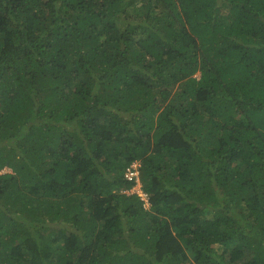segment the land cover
Listing matches in <instances>:
<instances>
[{
  "label": "trees",
  "instance_id": "1",
  "mask_svg": "<svg viewBox=\"0 0 264 264\" xmlns=\"http://www.w3.org/2000/svg\"><path fill=\"white\" fill-rule=\"evenodd\" d=\"M238 262L264 264V0H0V264Z\"/></svg>",
  "mask_w": 264,
  "mask_h": 264
},
{
  "label": "clouds",
  "instance_id": "2",
  "mask_svg": "<svg viewBox=\"0 0 264 264\" xmlns=\"http://www.w3.org/2000/svg\"><path fill=\"white\" fill-rule=\"evenodd\" d=\"M138 164H139V159H136V160H134V161H133L128 167L134 165L135 168H136V170H137V166H138ZM128 167H127V168H128ZM127 168H126L125 173L127 172ZM137 171H138V170H137ZM125 177H126V176H125ZM126 178H127V177H126ZM128 180H129V179H128ZM133 186H134L135 189H132ZM127 194H135V195H137V197L139 198V200H140L141 203H142V206H143L144 208H146V209L149 208L150 203L148 202V199H147V198H149V196H148V194L143 190V188H142V184H141V182H140L139 177H138V182H137V183L133 180V185H131L130 189L127 191ZM142 197H144V198H142Z\"/></svg>",
  "mask_w": 264,
  "mask_h": 264
},
{
  "label": "built area",
  "instance_id": "3",
  "mask_svg": "<svg viewBox=\"0 0 264 264\" xmlns=\"http://www.w3.org/2000/svg\"><path fill=\"white\" fill-rule=\"evenodd\" d=\"M125 176L129 180H134L136 183L138 182V171L136 170L135 166L134 167H132V166L128 167L127 172L125 173ZM142 198H144V197H142Z\"/></svg>",
  "mask_w": 264,
  "mask_h": 264
},
{
  "label": "rangeland",
  "instance_id": "4",
  "mask_svg": "<svg viewBox=\"0 0 264 264\" xmlns=\"http://www.w3.org/2000/svg\"><path fill=\"white\" fill-rule=\"evenodd\" d=\"M132 167H134V165H132ZM11 170L9 168H4L1 170V172H10ZM132 189H135L134 186ZM214 247H217L216 245H214ZM242 262H238V264H241Z\"/></svg>",
  "mask_w": 264,
  "mask_h": 264
}]
</instances>
